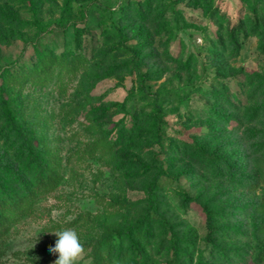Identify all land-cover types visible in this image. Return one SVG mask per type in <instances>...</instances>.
Instances as JSON below:
<instances>
[{"label":"rangeland","instance_id":"obj_1","mask_svg":"<svg viewBox=\"0 0 264 264\" xmlns=\"http://www.w3.org/2000/svg\"><path fill=\"white\" fill-rule=\"evenodd\" d=\"M176 1L0 0V96L25 131L62 159L57 186L39 193L29 210L11 215L0 228V264H54L53 231L72 228L85 246L156 210L167 232L158 228L152 240L153 264L171 263L169 244L158 253L165 236L176 240L181 253H194L195 264H214L205 206L227 213L218 216L227 227L219 245L264 250V182L256 190L237 191L226 180L201 176L200 165L173 147L178 139L191 140L239 161L228 142L233 126L216 141L206 137V126L226 124L204 116L215 104L204 90L218 81L230 87L244 81L263 91L264 27L252 33V18L254 3L264 0ZM239 21L248 36L236 50L222 48L229 43V27ZM46 46L81 53L82 61L61 63L46 79L8 77L28 71ZM150 95L158 96L164 111L161 123ZM132 101L137 120L129 114ZM116 104L123 108L103 119V127L117 132L129 126L134 132L108 154L95 149L94 121ZM3 125L0 109V130ZM2 137L0 131V162L22 165L16 144ZM80 264H93L90 248ZM248 264H264V257Z\"/></svg>","mask_w":264,"mask_h":264},{"label":"trees","instance_id":"obj_2","mask_svg":"<svg viewBox=\"0 0 264 264\" xmlns=\"http://www.w3.org/2000/svg\"><path fill=\"white\" fill-rule=\"evenodd\" d=\"M176 4V0H173ZM224 16L223 14H221ZM264 27V5L254 3V16L252 18V33ZM248 29L242 21L232 24L227 32L228 45L232 50L238 48L241 38L248 36ZM261 54L264 57V33H262ZM220 45V44H218ZM222 46V45H221ZM79 52V51H78ZM81 53L57 52V49L46 46L38 52L37 60L28 71L8 73L13 81L26 82L46 79L52 76L61 63L72 62L79 65ZM190 63L187 61L186 66ZM18 77H15V76ZM217 88V90H216ZM252 88L249 83L238 81L234 87L225 81H218L216 87L204 90L215 99V104L207 108L204 116H214L223 127L211 128L206 126V137L216 141L226 136V129L233 126L228 142L234 148L239 161L232 163L228 157L218 153V149H209L195 141L178 139L173 147L186 156H191L197 162L204 178L226 180L232 188L256 190L264 182V89ZM151 101L157 111L158 122H162L164 111L157 95H150ZM122 104L105 107L95 120L99 128V137L94 142L95 149L101 148L108 154H114L121 146L131 139L133 129L123 126L117 132L104 128L103 119L113 117ZM0 109L4 117V125L0 130L4 142L13 141L16 150L23 158L22 165H4L0 162V228L5 226L16 213H25L31 208V201L41 192L53 190L60 181V155L35 135L28 134L22 125L17 122L16 115L7 99L0 96ZM130 117L138 119L137 106L132 101L129 105ZM241 161H244L240 164ZM206 239L211 244L209 257L214 264H248L253 257L262 260L264 250L244 251L223 247L218 244V236L224 234L226 226L218 223V216L225 218L227 213L223 210L214 211L205 206ZM157 210L147 212L138 221L131 222L127 227H114L108 235L101 240L84 247L90 248L93 264H153L152 240L158 228L166 230L165 220L158 216ZM0 230V237H1ZM170 247L169 257H173L170 264H195L194 253L178 250L174 238L163 237L157 244L158 253ZM198 264H205L199 262ZM210 264V263H206Z\"/></svg>","mask_w":264,"mask_h":264},{"label":"clouds","instance_id":"obj_3","mask_svg":"<svg viewBox=\"0 0 264 264\" xmlns=\"http://www.w3.org/2000/svg\"><path fill=\"white\" fill-rule=\"evenodd\" d=\"M56 236L49 251L56 255L54 264H80L85 255V247L76 230L64 228L52 232Z\"/></svg>","mask_w":264,"mask_h":264}]
</instances>
